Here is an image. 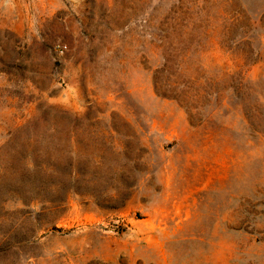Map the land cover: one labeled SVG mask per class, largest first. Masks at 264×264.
Here are the masks:
<instances>
[{
	"label": "rangeland",
	"instance_id": "374dc122",
	"mask_svg": "<svg viewBox=\"0 0 264 264\" xmlns=\"http://www.w3.org/2000/svg\"><path fill=\"white\" fill-rule=\"evenodd\" d=\"M0 264H264V0H0Z\"/></svg>",
	"mask_w": 264,
	"mask_h": 264
}]
</instances>
